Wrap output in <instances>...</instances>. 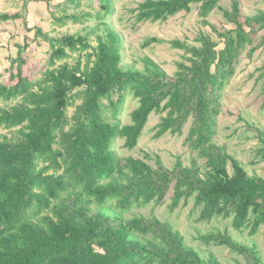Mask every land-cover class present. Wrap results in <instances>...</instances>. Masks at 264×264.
Here are the masks:
<instances>
[{
  "label": "trees",
  "instance_id": "16d2710c",
  "mask_svg": "<svg viewBox=\"0 0 264 264\" xmlns=\"http://www.w3.org/2000/svg\"><path fill=\"white\" fill-rule=\"evenodd\" d=\"M220 2L145 0L138 6L139 22H156L198 5L203 23L223 43L221 47L205 33L197 38L199 46L173 40V47L187 54L173 76L149 58L143 70L124 68L121 38L113 29L99 36L84 69L81 60L57 66L71 52L89 49L87 38L58 39L42 26L26 27L50 45V68L39 80L25 76V42L18 44V56L6 72L13 83L0 82V127L19 128L15 138L0 137V264H221L213 257L204 259L168 223L125 216L134 207L163 204L172 187L173 208L194 198L201 207L200 221L231 217L235 230L249 227L250 235L257 234L264 225V178L251 176L214 136L222 91L256 33L264 29V12L246 16L239 0H232L230 9ZM103 7L111 12L108 0ZM216 8L231 28L207 20ZM51 16L55 19L52 11ZM21 17L0 12V21ZM68 19L79 18L65 15L60 22ZM262 40L264 44V36ZM161 41L151 38L148 43ZM257 48L251 47L248 55ZM128 93L138 106L131 123L121 125L116 117ZM70 106L75 107L71 117ZM153 112H166L156 138L179 134L192 120L186 140L204 159V171L185 166L181 159L170 170L161 160L154 168L143 159L117 156L116 139L135 148ZM258 132L264 158V132ZM200 238L229 246L247 264H264L255 248L228 234Z\"/></svg>",
  "mask_w": 264,
  "mask_h": 264
},
{
  "label": "rangeland",
  "instance_id": "374dc122",
  "mask_svg": "<svg viewBox=\"0 0 264 264\" xmlns=\"http://www.w3.org/2000/svg\"><path fill=\"white\" fill-rule=\"evenodd\" d=\"M51 1V11L55 19L48 16L42 24H35L25 16L26 8L15 4L19 0H5V6L0 7L2 12L20 10L23 19L0 22V35L5 31H9L7 36L12 34V37L2 39L4 45H0V47L6 48L4 52L7 55L6 61L0 64V82L13 83L6 72L10 67V60L18 56V44L24 45L25 42L29 44L23 54L26 58L25 76L32 80H39L50 68L48 65L50 45L42 36L36 38L33 31L26 29V27L34 29L38 25L42 26L43 31L53 38L60 39L70 35H81L87 38L91 45L89 49L71 52L68 58L58 61L57 64L59 66L67 63L74 66L81 60V69H84L88 61V54L92 53L94 47L97 46L99 36L105 37L109 29L116 31L121 38V65L124 68L133 67L143 70L144 60L149 58L172 76L178 69V63L185 61L187 55L184 50L173 47L171 43L173 40H180L191 46H199L197 38L201 33H205L210 34L213 40L219 42L221 47L223 46L210 26L203 23L199 16L198 5H193L191 12H180L165 21L139 22L137 8L145 0H108L112 6L109 13H106L107 11L103 7L106 0H76V4L65 1L59 3L58 0ZM239 1L246 16L264 12V0ZM231 3L232 0H221L220 5L225 9H230ZM65 15L77 16L79 19L60 22L61 17ZM207 20L218 27L224 25L231 28L219 8H216ZM263 36L264 29L256 33L253 44L244 51L236 65L234 75L231 76L222 91L214 141L239 160L251 176L256 175L264 178V158L261 154L263 143L258 132V130L264 132ZM151 38L162 41L149 44ZM257 45V50L252 55H248L249 49ZM116 97L114 95V99ZM2 104L0 102V105ZM137 106L138 101L128 93L117 114V121L121 125L131 123V113ZM74 111L75 107L70 106L68 116L71 117ZM165 115L166 112H153L150 115L143 134L133 149H128L124 145V139L117 138L113 144L117 156L143 159L154 168H156L157 160H161L163 165L170 170L174 169L177 160L181 159L185 166H197L204 171L206 168L204 159L199 156L197 150L190 147L186 140L191 127V119L185 124L181 133L168 132L159 138L155 137L157 125ZM18 129L8 130L0 127V137L7 135L11 139L15 138ZM173 194L174 187L167 194L163 204L156 205L152 202L145 206L134 207L126 212L125 216L142 215L168 223L175 231L181 233L188 246L195 248L206 260L213 257L221 264H247L244 256L229 246L214 242L205 243L200 238L201 235L221 232L228 234L238 243L255 248L264 262V225L260 227L257 234L250 235L249 227L235 230L231 217L218 216L211 221H200L201 207L195 206L194 198H190L187 204H184L182 200L177 208H173ZM93 208L95 209L96 206L93 205Z\"/></svg>",
  "mask_w": 264,
  "mask_h": 264
},
{
  "label": "crops",
  "instance_id": "0c3cea01",
  "mask_svg": "<svg viewBox=\"0 0 264 264\" xmlns=\"http://www.w3.org/2000/svg\"><path fill=\"white\" fill-rule=\"evenodd\" d=\"M64 1L65 0H58L59 3H62ZM4 2H5V0H0V7L5 6ZM15 4H20V5H22V7H25L26 8L25 16H27L30 19V21H32L35 24L44 23L45 20L47 19V17L50 16V11H51V7H52L51 6V4H52L51 0H19V2H15ZM0 12L1 13H9V14L19 13L20 15H22L20 10H11V11H7V12H2L1 8H0ZM17 20H23V19L21 17L19 19H15L13 21H17ZM9 21H11V20H9ZM4 22H8V21H4ZM38 26H40V25H38ZM8 32L9 31H5L4 34H1L2 36L0 35V45H4L2 43V41H3L2 39L5 40L6 37H10V36L12 37V34L7 36ZM4 49H6V48H3V46L0 47V50H2L0 52V64H1V62H5L6 58H7V55L4 52Z\"/></svg>",
  "mask_w": 264,
  "mask_h": 264
}]
</instances>
